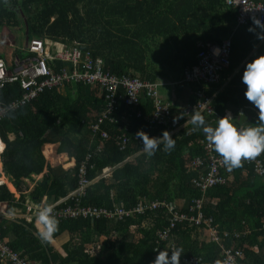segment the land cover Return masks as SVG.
Segmentation results:
<instances>
[{"label":"trees","instance_id":"16d2710c","mask_svg":"<svg viewBox=\"0 0 264 264\" xmlns=\"http://www.w3.org/2000/svg\"><path fill=\"white\" fill-rule=\"evenodd\" d=\"M143 1L0 0V28H21L26 31L25 35L29 40L41 39L48 46L54 43L60 45L79 43L83 51H90L93 56L103 58L105 68L118 76L138 77L152 83L158 79L179 82L178 90L193 95L192 90L187 88L196 85L184 81L182 75L187 66L196 64L200 48L198 41H192L194 45L197 44L193 48L188 40L184 41L180 37L179 33L195 32L194 25L197 21L188 22L185 17L183 21L188 22V25H180L181 19H178L179 25H175L170 18L173 0L165 2L170 3L167 14L164 12L158 14L155 8H144ZM145 2L146 5L152 6L156 0ZM216 2L210 0L209 4L213 7L216 6ZM223 2L224 0H218L217 4L223 5L224 8ZM222 18L223 22L226 18L229 23L227 37L232 36L231 66L226 73L233 74L242 66L239 73L234 75L232 82L244 88L237 90L235 94L234 90L227 89L220 95L218 101H214L215 114L212 116L202 114L213 127L218 118L224 116L223 108L219 106L224 96L231 94L245 108L252 107L253 104L245 98L246 85L242 83L241 77L246 63L263 55L264 49L263 43L257 50L262 52H257L256 57H250L248 60L252 50L261 41L258 34L264 35V31L252 24L236 28L237 12L229 6L226 13L223 12ZM219 20L213 24V28L220 25ZM250 27L254 31H249ZM173 35L176 37L175 41H172ZM156 37L164 38L166 41L159 40L158 43ZM222 41L205 40L201 43ZM158 44L166 48L165 54H162L165 56L157 57L155 52L151 51L152 47ZM176 49L175 56H172ZM246 59L248 61L245 62ZM167 66L170 67V72H167ZM62 67L64 64L58 63L57 70ZM207 93L209 96L212 95V92ZM119 94L124 93L120 91ZM20 95L19 85H8L3 94L4 103L7 104ZM195 102L196 97L193 95L188 103ZM119 105L120 110L113 115L117 123L103 126L109 134V138L104 139L94 135L91 130V125L106 106L100 86L73 83L46 90L31 103L0 120V136L6 145L3 152L5 172L13 176L15 184L19 186L21 178L41 173L39 163L29 159L25 152L36 146L60 144V152L68 153L74 158L75 165L62 177H53V180L51 176L45 178L34 191L36 199H39V195L51 182L57 186L55 193L57 201L76 190L79 166L91 153L88 178L93 184L83 200L84 204L108 209L117 207L130 209L140 202L160 201L174 204L181 212H188L192 201L203 197L193 183L200 172L192 166V162L204 154L201 142L205 140V134L190 123L192 124L190 130L185 129L171 136L175 139L173 150L164 151L161 145L155 154L149 157L141 151L142 142L140 143L141 140L136 133L142 130L152 137L161 136L163 131L170 133L166 128L150 129L145 122L144 117L154 111L153 101L143 94L137 107H127L123 103ZM138 112L142 113L141 118H137ZM180 121L185 123L184 119ZM256 122L258 120L251 121ZM123 134L130 142L127 148L121 151L116 137ZM261 159L264 161V152L261 153ZM106 170L111 171L107 176H103ZM221 175L227 182L206 192L203 213L205 217L213 219L222 237L225 231L233 229L240 233L239 238L230 236L225 238L224 243L226 247H232L237 243L244 255L242 264H264L263 244L258 242V231L256 228L251 229L248 224V218L264 219V182L255 174L253 166L244 162L232 170H228L224 165ZM4 190L6 196L3 194ZM11 198L13 196L6 186H0V201ZM184 198L187 199L188 206L177 207L176 200ZM234 198L239 199L237 209L232 203ZM67 204L71 205V202L68 201ZM243 208L247 209L248 213H243ZM170 218L166 209L158 208L155 212L134 215L119 222L105 219L94 222L82 219L59 220L58 227L62 228L65 225L72 239L80 236V239L88 240L91 239V233H98L101 242L106 243L104 248L111 257L110 260L114 258V262L104 263L97 251L95 255H90L91 264H152L157 255L154 253L156 240L162 231L170 228ZM142 224L144 230L140 231L139 226ZM261 224L258 225V229L263 226ZM132 228H136L132 235L125 233ZM0 230L4 244L31 264L54 263V247L49 241H41L30 223H26L25 220L20 223L1 221ZM172 230L171 239L164 243L160 250L174 242L177 247L183 249L184 254L181 257L201 256L205 264L219 259V248L217 254L212 253L213 256L204 253L209 244L213 243L207 227L184 224L177 225ZM9 232L13 233V239H10ZM99 247H103L102 243ZM66 249L68 250L67 247ZM75 256L88 257L83 251L75 248L66 258H62L59 264H90L77 261ZM3 263L0 258V264Z\"/></svg>","mask_w":264,"mask_h":264},{"label":"built area","instance_id":"2783aa9c","mask_svg":"<svg viewBox=\"0 0 264 264\" xmlns=\"http://www.w3.org/2000/svg\"><path fill=\"white\" fill-rule=\"evenodd\" d=\"M225 2L237 12L236 28L250 24L254 25L253 20H259L264 24L263 3L253 0H225ZM199 48L196 64L187 66L184 69V81L197 86L217 84L231 66L232 37L226 38L221 43H201ZM217 48L220 50L219 55H214L213 50ZM25 50L28 53L27 58L24 61L19 58L15 59L13 67H9L4 59H0V120L6 118L11 112L31 103L46 90L60 88L66 84L82 83L88 86H100L102 89L106 106L102 114L91 125L93 134L99 135L101 138H109L108 132L103 129L105 124L117 123V119L113 115L120 110L119 104L123 103L127 107H137L143 94L154 103L152 114L144 117L150 129L166 128L171 132L183 126L180 119L174 117L172 105L161 99L158 83H152L138 77L118 76L108 71L105 68L103 58L93 56L90 51H83L79 43L61 45L60 49H53L45 45L41 39L33 38L27 41ZM58 63L64 64V67L57 70ZM16 84L19 85L21 90L20 97L7 104L4 103V90L8 85ZM120 91H123L124 94H119ZM194 95L196 97L195 104H189L181 117L185 123L192 122L193 115L196 112L207 116L215 114L214 99L212 96L207 95L205 88L199 87ZM136 115L137 118L142 117L141 112ZM128 116L131 115L128 114ZM116 138L120 150H125L130 139L125 134ZM201 145L204 154L196 157L192 162V166L200 172L193 183L203 194V197L194 199L186 213L179 211L172 203L160 201L140 202L130 209L123 207L108 209L84 204L83 200L87 197L88 189L92 185V181L88 178V166L92 155L89 153L79 166L76 190L52 206L54 215L60 221L82 219L94 222L105 219L119 222L134 215L141 216L147 212H155L158 208H163L167 210L168 216L171 217L170 228L168 227L158 235L154 248L155 254L164 243L170 240L172 229L176 228L177 225L190 224L207 227L211 240L219 247L220 258L209 264H242L241 260L244 255L237 243L232 247H226L224 243L225 238L230 236L239 238L240 233L236 230L225 231L222 237L214 225L213 219L205 217L203 213L202 207L206 192L218 186H223L226 184L227 179L221 175V170L224 168L222 158L214 151L206 138L201 142ZM242 162L252 165L255 174L260 178H264V161L261 159V154L252 159L242 160ZM68 201L71 202V205L67 204ZM37 211L31 212L36 215ZM174 248L172 246V249ZM0 258L5 264H31L4 244L1 231ZM180 264L205 263L201 256L190 255L181 257Z\"/></svg>","mask_w":264,"mask_h":264},{"label":"crops","instance_id":"0c3cea01","mask_svg":"<svg viewBox=\"0 0 264 264\" xmlns=\"http://www.w3.org/2000/svg\"><path fill=\"white\" fill-rule=\"evenodd\" d=\"M168 0H156V2L150 6L146 5L147 2L145 0L143 1L144 8L150 9L155 8L158 14H161L162 12L166 13L170 10L168 9L170 3L165 4V2ZM210 0H173V6L171 10L173 11L170 15L171 21L175 25H179L178 19H181L182 22L180 25H188L189 21L196 20L197 22L194 25V31L195 32H181L179 33L180 37L182 39L188 40L190 43V46L193 48L196 47V45H200L201 42L207 40H225L227 37V29H228V21L225 18V21L223 22V12L226 13L228 5L226 4L224 0V8L223 5L217 4L218 0L216 2V6H213L209 4ZM213 1V0H212ZM255 1V0H253ZM142 2V3H143ZM263 3L262 1H255ZM131 5L132 3H128ZM219 15V17H217ZM187 17L186 23H184V19ZM220 20H219V19ZM217 20L220 21V25L216 28H213V24L217 23ZM183 23V24H182ZM0 42L3 44L8 45H15V42H11L10 44L6 42V35L10 33V29L6 27L0 28ZM26 32V31H25ZM256 36V35H255ZM12 37V36H11ZM171 37V36H169ZM13 38V37H12ZM26 35L24 33L23 36V46L22 49L24 50V53L21 55H18L17 53L13 55L11 59H6V51L4 48H2L0 44V59H4L9 67H13L14 60L19 58L21 61H24L28 53L25 54L26 44H27ZM179 39V37H178ZM156 42H165L166 39L164 38H158L156 37ZM176 37L174 35L172 36V41H175ZM169 41H171L169 39ZM194 41H198L196 45L193 44ZM264 43V39H261L260 43L256 48H254L251 52V54L248 56V60L250 57H256L257 52H262L264 55V49L262 51H257L258 48ZM50 48L53 49H60V44H51L49 45ZM166 48L161 45L153 46L151 51L155 52L157 57L165 56L162 54H165ZM177 52V49L174 50L172 56H175ZM171 57V56H170ZM245 60L248 61V60ZM242 66H240L233 74L224 73L221 77V80L214 85H206L205 86V92H212V97L214 101H218V98L220 95H222L227 89L234 90V94L237 90L243 89V86L234 85L232 82V79L234 78V75L239 73V70ZM170 67H166L167 72H170ZM184 73V72H183ZM183 78V75H182ZM184 79V78H183ZM159 85V94L163 101L170 103L172 105L173 115L175 118L180 119L182 117L183 111L186 109V107L189 105L188 101H190V97L194 95V91L198 89V87L189 86L187 90H192V96L189 95L186 91L178 90L179 82H167L158 79L156 81ZM193 88V89H192ZM185 90V89H184ZM208 94V93H207ZM241 94V93H240ZM189 99V100H188ZM219 106L223 108V115H226L227 113H231L234 118L237 119V123L241 124L240 126H248L249 122L254 120H258V112L259 110L255 108L254 105L252 107L245 108L242 104H240L237 99L229 94V96H224V100L222 102H219ZM247 107V106H246ZM241 113L243 115H241ZM192 123V122H190ZM190 123H184L183 126L177 130L171 131L170 135H176L181 133L182 131H185V129L190 130L189 127L192 125ZM60 144H45L43 147H34L25 152L26 156L31 159L35 160L39 163L41 166V173L38 174H31L28 177L21 178V184L19 183V186H17L15 183V179L13 176L7 174L4 170V158H3V152L5 151L6 145L2 141L0 136V186H6L8 192L13 196V198L0 201V222L6 221L7 223H20L21 221L25 220L26 223H30L32 225V230L34 231H41L42 227L38 223L36 215L32 214L31 211L38 210L39 208L46 206V205H56L59 203L60 200H63L65 197L60 198L58 201L55 198V193L57 190V186L51 182L48 187L39 195V199H36V194L34 195V191L37 190L39 184L43 182L45 178H49L51 176V180H53V177H62L65 172L69 169H72V167L75 165V159L71 158L68 153H61L59 150ZM111 170H106L104 172L103 176H107L110 173ZM102 176V177H103ZM260 179V178H259ZM261 181L264 182V178H261ZM4 196L5 190L3 191ZM70 194V193H69ZM178 197V196H177ZM177 207L180 208H186L188 206L187 199H177L176 202ZM234 208H238L239 205V199L234 198L232 201ZM180 210V209H179ZM243 213H248V210L243 208ZM245 221V220H243ZM258 223V224H257ZM262 223L263 225L261 228L258 229V225ZM248 224L251 229L256 228L258 231L259 237L258 242L263 244V250H264V219H257L254 220L253 218H248ZM177 227V226H176ZM140 231L144 230V224L139 226ZM136 228H132L131 230L125 232L132 235L133 231ZM234 230V229H233ZM1 231V230H0ZM232 231V230H231ZM70 232L66 230V226L59 228L58 230L53 234V239L50 240V244L55 249V254L53 255V261L55 264H59L61 262L62 258H66L70 251H73L75 248H78L79 250L83 251L84 254L88 255V257L80 258L78 256H75L77 261H81V263H90L91 264V256L95 255L97 251H99L100 258L103 260L104 263H112L114 262V258L110 260L111 257H109V254L105 250L106 243L101 242V238L99 237L98 233H91L90 237L91 239H80V236L74 237L72 239V236L69 235ZM2 234V233H1ZM10 239H13V233L9 232ZM138 235V234H137ZM172 237V236H171ZM129 240L131 237L128 238ZM171 239V238H170ZM81 240V241H80ZM104 240V239H103ZM84 242V243H81ZM103 245V247H99L100 245ZM172 246L177 247L176 243H170L169 247L165 248V250H172ZM68 248V250L66 249ZM155 248V247H154ZM218 246L214 243H210L208 246V249L204 251L206 254H217L218 252ZM258 249V247H255ZM220 251V250H219ZM93 254V255H92ZM91 255V256H90ZM213 256V255H212ZM221 253L219 252L218 258H220ZM217 259V258H216ZM97 261V260H95ZM53 263V264H54ZM5 264V263H3Z\"/></svg>","mask_w":264,"mask_h":264},{"label":"clouds","instance_id":"9594fccd","mask_svg":"<svg viewBox=\"0 0 264 264\" xmlns=\"http://www.w3.org/2000/svg\"><path fill=\"white\" fill-rule=\"evenodd\" d=\"M253 24L264 31V24L261 21L253 20ZM249 31L254 29L250 27ZM258 38L264 39V35L258 34ZM219 52L218 48L213 50L214 55H219ZM241 80L246 85L245 98L259 110L258 122L240 126L230 112L218 118L214 127L199 112L194 113L192 118L195 128L202 130L228 170L238 168L242 160L255 158L264 152V55H259L246 63ZM136 136L142 142L141 151L149 157L154 155L161 145L164 151H171L175 147V139L168 131H163L159 137H152L141 130ZM36 218L42 227V230L37 232L39 239L52 240L59 226V220L54 215L52 206L39 208ZM183 254L182 247H175L172 250L162 249L157 252L152 264H180Z\"/></svg>","mask_w":264,"mask_h":264},{"label":"rangeland","instance_id":"374dc122","mask_svg":"<svg viewBox=\"0 0 264 264\" xmlns=\"http://www.w3.org/2000/svg\"><path fill=\"white\" fill-rule=\"evenodd\" d=\"M10 30H11L10 33H8L6 35V42L10 44L13 41V42H15V45L10 46L8 44H3L0 42L2 48H4L6 51V53H5L6 59H11L13 57V55H15L16 53L18 55H21L24 53V50H23L24 48L22 49V46H23L22 44L24 42L23 36L25 33L24 30L21 28H16V29L11 28ZM0 35H1V32H0ZM26 52L27 51L25 50V54H26Z\"/></svg>","mask_w":264,"mask_h":264},{"label":"bare ground","instance_id":"6f19581e","mask_svg":"<svg viewBox=\"0 0 264 264\" xmlns=\"http://www.w3.org/2000/svg\"><path fill=\"white\" fill-rule=\"evenodd\" d=\"M93 148V147H92ZM20 157V156H19Z\"/></svg>","mask_w":264,"mask_h":264},{"label":"water","instance_id":"95a60500","mask_svg":"<svg viewBox=\"0 0 264 264\" xmlns=\"http://www.w3.org/2000/svg\"><path fill=\"white\" fill-rule=\"evenodd\" d=\"M27 41H28V39H27Z\"/></svg>","mask_w":264,"mask_h":264}]
</instances>
